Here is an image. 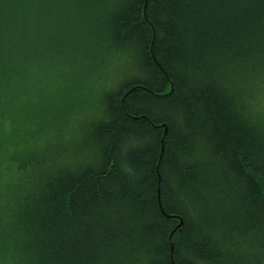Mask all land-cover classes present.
<instances>
[{
  "label": "trees",
  "instance_id": "16d2710c",
  "mask_svg": "<svg viewBox=\"0 0 264 264\" xmlns=\"http://www.w3.org/2000/svg\"><path fill=\"white\" fill-rule=\"evenodd\" d=\"M0 264H264V0H0Z\"/></svg>",
  "mask_w": 264,
  "mask_h": 264
},
{
  "label": "rangeland",
  "instance_id": "374dc122",
  "mask_svg": "<svg viewBox=\"0 0 264 264\" xmlns=\"http://www.w3.org/2000/svg\"><path fill=\"white\" fill-rule=\"evenodd\" d=\"M75 46H76V45H75ZM74 51H75V49H74ZM66 59H68V58H64V60H66ZM83 67H84V65L81 64V65H79L78 68L81 69V71H83V70H82ZM89 67H90V66H89ZM89 67L86 66V67H84V68L89 69ZM74 69H76V68H74ZM77 70H78V69H76V71H77ZM99 75H100V74H99ZM54 79H55V78H54ZM86 83H87V81H86ZM86 83L82 85L83 88H84L85 90L88 89V88L91 89V85H90V83H89V84H88V83L86 84ZM48 87L51 88V85H49ZM48 87H47V88H48ZM54 87H55V86H54ZM63 87H65V84H63ZM80 87H81V86H80ZM95 87H97V86L95 85ZM47 88H45V89H47ZM55 89H56V91H57V88H56V87H55ZM95 90H96V89H95ZM56 91H55V92H56ZM68 91H69V90H68ZM73 92H74V91H73ZM68 94H72V91H69ZM81 97H82V96H79V98H81Z\"/></svg>",
  "mask_w": 264,
  "mask_h": 264
},
{
  "label": "bare ground",
  "instance_id": "6f19581e",
  "mask_svg": "<svg viewBox=\"0 0 264 264\" xmlns=\"http://www.w3.org/2000/svg\"><path fill=\"white\" fill-rule=\"evenodd\" d=\"M80 50H81V52H80L81 54H85V53L87 52V50H85V49H83V48H81ZM74 53H75V51H73L72 54L74 55ZM73 55H69V57H68V60H69V61H70L71 59H73Z\"/></svg>",
  "mask_w": 264,
  "mask_h": 264
},
{
  "label": "water",
  "instance_id": "95a60500",
  "mask_svg": "<svg viewBox=\"0 0 264 264\" xmlns=\"http://www.w3.org/2000/svg\"><path fill=\"white\" fill-rule=\"evenodd\" d=\"M183 226V222L181 221V223L178 225L177 229H180ZM174 233L171 234L170 239H172Z\"/></svg>",
  "mask_w": 264,
  "mask_h": 264
}]
</instances>
